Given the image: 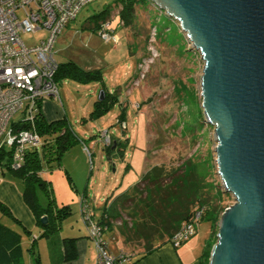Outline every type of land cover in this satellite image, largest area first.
Here are the masks:
<instances>
[{
	"label": "rangeland",
	"instance_id": "obj_1",
	"mask_svg": "<svg viewBox=\"0 0 264 264\" xmlns=\"http://www.w3.org/2000/svg\"><path fill=\"white\" fill-rule=\"evenodd\" d=\"M116 1L97 0L87 5L64 29L54 48L57 63L72 60L82 68L93 63L102 72L101 80L58 83L62 99L59 104L67 109L71 127L80 140L66 153L61 168L42 172L58 207L68 206L71 210L58 233L61 241L63 236L88 232L81 205L86 206L85 214L92 223L98 224L90 208L95 206L99 211L107 198L132 189L148 171L170 194L178 190L181 196L198 195L206 202L220 194L224 211L235 204L234 196L224 193L217 173L215 127L206 122L202 108L204 62L199 52L192 48L179 24L149 3L140 4V13L147 20L120 24L119 17L112 18L111 27L119 34L121 44L106 42L92 28L94 16L107 8L112 10ZM124 29L132 46L125 40ZM45 36L36 33L23 35L22 39L33 46ZM102 94L116 100L108 112L92 116ZM154 166L161 170L155 171ZM83 198L89 201L81 203ZM210 219L208 216L197 226L190 240L211 241ZM123 220L130 225L137 221L128 217ZM41 229L35 228V237L41 236ZM113 229L120 234L119 224L115 223ZM30 240L24 236L26 264ZM123 245L125 256L143 251L141 239ZM110 246L117 253L115 242Z\"/></svg>",
	"mask_w": 264,
	"mask_h": 264
},
{
	"label": "water",
	"instance_id": "obj_2",
	"mask_svg": "<svg viewBox=\"0 0 264 264\" xmlns=\"http://www.w3.org/2000/svg\"><path fill=\"white\" fill-rule=\"evenodd\" d=\"M148 1L179 24L204 62L203 113L215 127L223 190L235 198L209 264H264V0Z\"/></svg>",
	"mask_w": 264,
	"mask_h": 264
},
{
	"label": "trees",
	"instance_id": "obj_3",
	"mask_svg": "<svg viewBox=\"0 0 264 264\" xmlns=\"http://www.w3.org/2000/svg\"><path fill=\"white\" fill-rule=\"evenodd\" d=\"M146 3L152 6L148 0H117L112 10L107 8L94 16L95 23L92 28L99 33L104 22H111L112 18L117 16L123 23L130 24L131 22L132 24L135 14L140 12V4ZM89 24L91 25V23ZM114 31L117 32L116 29ZM101 79V69L85 70L73 61L60 63L55 76L57 84L63 80L89 83ZM104 93L107 92L104 91ZM115 100L114 96L107 97L105 95L103 100H98L95 103L92 116L100 117L108 112ZM34 126V129L43 138L41 147L28 152L25 162L19 170L11 169L10 152L2 148L0 150V166L23 180V200L34 215L37 224L41 226L42 236L48 237L62 227L63 221L71 215V210L68 206H57L50 182L43 178L42 172L45 169L52 172L61 168L66 153L80 140L66 118L49 122L45 119L41 107ZM13 127L17 131H23L30 129L31 124L18 121L13 124ZM152 169L161 170L158 166H154ZM147 173L140 183L115 199V208L120 210L114 221L107 214H104L99 220L98 225L101 227L102 235L110 229V223L113 221L119 224V229L124 234L141 239L147 246L155 238L170 239L185 223L191 222L197 212H201L198 225L208 216L211 217L213 225L212 239L203 252L204 264H209L213 237L218 233V224L225 212L221 207L224 201L220 197L221 195L217 194V197L214 196L211 201L206 202L198 195L181 196L182 194L178 190H174L170 194L163 186L159 185V180L152 179L150 172ZM142 184H144V188H141ZM0 211L3 215L12 217L10 209L2 202H0ZM126 217L137 221L130 225L128 221L124 222L123 219ZM43 218L46 219L45 224L42 223ZM21 240L22 236L19 233L4 225L0 220V264H24ZM79 240L78 237H66L62 240L65 262L77 259ZM35 261V264H40L38 259Z\"/></svg>",
	"mask_w": 264,
	"mask_h": 264
},
{
	"label": "built area",
	"instance_id": "obj_4",
	"mask_svg": "<svg viewBox=\"0 0 264 264\" xmlns=\"http://www.w3.org/2000/svg\"><path fill=\"white\" fill-rule=\"evenodd\" d=\"M95 1L0 0V150L10 152L12 170L21 169L28 152L43 144V138L34 129L40 107L42 109L48 100L61 102L55 81L59 68L54 53L57 38L87 5ZM36 33L46 36L36 45L27 46L22 36ZM99 34L106 42L115 45L120 42L108 21L102 24ZM18 121L30 123L31 128L17 131L13 124ZM86 211V206L81 205L82 220L96 247V264L131 262L134 254L125 256L121 253L116 257L110 254L101 227L92 223ZM200 218L201 212H197L191 222L185 223L169 239V243L178 247L195 236Z\"/></svg>",
	"mask_w": 264,
	"mask_h": 264
},
{
	"label": "crops",
	"instance_id": "obj_5",
	"mask_svg": "<svg viewBox=\"0 0 264 264\" xmlns=\"http://www.w3.org/2000/svg\"><path fill=\"white\" fill-rule=\"evenodd\" d=\"M151 7L154 6L152 5ZM143 19H146L145 15L138 11V13L135 14L133 22H140ZM60 35L57 38L55 46L60 38ZM117 35L120 38L118 33ZM124 36L126 42L130 44V46H132V42L128 41V39L126 38L125 29ZM120 44L121 39L118 45ZM60 63H63V61ZM94 66L98 65H94L92 63V65H87L86 67H83V69H98ZM42 112L45 119L49 122L56 121L62 118H66L69 122L67 109L65 110L64 106L62 108V106L54 100H48L44 102ZM5 170L6 169L4 167L0 166V202L5 204L10 209L12 217L7 216V218H5V216L1 213L0 220L4 225L8 226L9 228H11L22 236L21 245L23 248V256H25L23 247V243H25L24 236H28L31 238V246L27 250L30 251L28 264H35V259H38V262L40 264H96V247L93 240L88 237V232L86 231L84 235L76 236L80 238L77 243L78 256L77 259L72 262H65L63 260L62 241L59 238L61 234H58L60 233V230H62L61 228L59 229V231H57V233H53L54 236L51 234L46 237L45 242H42V240L45 239V237L42 236V231V237L40 236L38 238V235L35 237V228L37 230V227L40 225L37 224L34 215L23 200L24 182L18 176L14 175V173H6ZM118 196H113L111 197V199L107 198L103 206L100 207L99 211H97L95 206H93L92 210V207L90 205V210L94 215V219L99 221L101 220L104 214H107L111 217V220L114 221V218H116V215L118 216V212L120 210L117 209V207L115 208V199ZM83 200L85 199H81V203L83 202ZM113 221L110 223V229L103 234V237L108 243V250L110 254L116 257L125 250V246L123 245L124 242H135L138 241V239H135L133 235L130 236L129 234H124L122 230H120V234L117 231H113V226L115 225ZM40 238H42V240H40ZM64 238L66 237L63 236V239ZM114 242L116 245L115 249L117 250V253L114 252V249L110 246ZM142 242L143 246H141V249H143V251L134 254V257L132 258L131 262L125 264H204L205 260L203 259V252L205 247L209 243H207L206 241L200 242L196 238L192 240L189 239L187 242L181 244L178 247H174L173 245H171L169 243V239L165 238H155L150 242V245L147 246L145 245L144 241ZM36 248L38 249L36 250ZM23 262L24 264H26L25 261Z\"/></svg>",
	"mask_w": 264,
	"mask_h": 264
}]
</instances>
